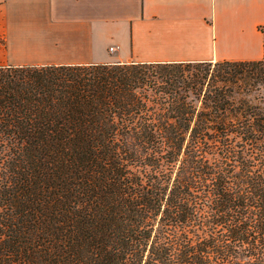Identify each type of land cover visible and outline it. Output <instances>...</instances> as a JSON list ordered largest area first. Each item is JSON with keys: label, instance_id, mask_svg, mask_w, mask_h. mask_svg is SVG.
I'll use <instances>...</instances> for the list:
<instances>
[{"label": "trees", "instance_id": "trees-1", "mask_svg": "<svg viewBox=\"0 0 264 264\" xmlns=\"http://www.w3.org/2000/svg\"><path fill=\"white\" fill-rule=\"evenodd\" d=\"M0 264H264V60L0 65Z\"/></svg>", "mask_w": 264, "mask_h": 264}, {"label": "crops", "instance_id": "crops-1", "mask_svg": "<svg viewBox=\"0 0 264 264\" xmlns=\"http://www.w3.org/2000/svg\"><path fill=\"white\" fill-rule=\"evenodd\" d=\"M264 60V0H0V65Z\"/></svg>", "mask_w": 264, "mask_h": 264}]
</instances>
